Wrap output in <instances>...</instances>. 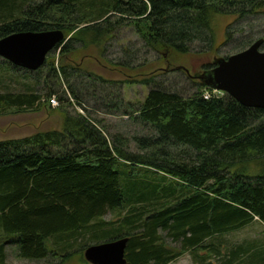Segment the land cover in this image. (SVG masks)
Masks as SVG:
<instances>
[{
	"label": "trees",
	"instance_id": "trees-1",
	"mask_svg": "<svg viewBox=\"0 0 264 264\" xmlns=\"http://www.w3.org/2000/svg\"><path fill=\"white\" fill-rule=\"evenodd\" d=\"M257 14L264 15V0H0V38L52 29L64 34L56 56L50 52L36 71L4 60L33 77L41 93L0 91V115L49 110L47 98L55 96L61 125L0 140V264L7 245L19 258L44 264H90L78 251L121 237H128L124 264H168L184 252L200 263L214 254L224 264H264L262 241L227 254L219 243L255 220L264 225V110L227 94L205 98L211 87L197 78L212 68L219 47L238 39L229 23L218 41V18L236 22ZM125 26L141 45L121 47L111 58L104 41ZM238 32L244 34L237 52L258 38L264 50V30ZM94 53L93 62L120 79L96 72L87 62ZM176 58H187L197 76L181 66L157 67ZM170 72L186 75L195 91L165 89L156 78ZM126 84L149 88L137 109L123 100ZM97 85L118 93L100 100ZM69 98L84 112L73 110ZM87 100L148 126L150 134L135 138L139 152L127 151L122 135L108 134ZM121 168H130L123 180ZM108 213L116 219L105 221Z\"/></svg>",
	"mask_w": 264,
	"mask_h": 264
},
{
	"label": "rangeland",
	"instance_id": "rangeland-1",
	"mask_svg": "<svg viewBox=\"0 0 264 264\" xmlns=\"http://www.w3.org/2000/svg\"><path fill=\"white\" fill-rule=\"evenodd\" d=\"M229 26V30L234 32V38H238L232 42L226 43L219 47L215 53L210 56V62L212 58L215 56L223 57L225 55H231L236 53L238 50L236 48L239 46L238 44L242 42V35L244 33H239V29H243L244 32L248 31V29L252 30L254 33L261 32L264 30V15L257 14L254 17L245 18L243 20H237L235 22L234 17H220L218 21L215 22V31L217 34L218 41H222L224 36V27L225 25ZM223 33V35H222ZM138 36L135 33V30L132 26H125L121 28L116 34L112 35L108 39L104 41V44L107 46L110 57H114L118 54L121 47H126L128 49H137L141 43L138 42ZM56 52H52L55 54ZM56 56V54H55ZM194 56V55H193ZM150 54L146 58H150ZM189 57V56H187ZM97 55L94 53L88 58V63L94 67L95 71L98 73H102L107 78L120 79V75L115 71L104 70L101 66L100 61L96 64L95 61ZM139 58V57H138ZM144 56L141 52L140 59H143ZM196 61L204 63L208 61V56L197 57L194 56ZM77 61V60H76ZM187 58H176L169 63L163 62L157 64V67L163 72L167 71L168 67L181 66L187 67V70L190 71V74L197 73V70H192L190 66H188ZM191 68V69H190ZM165 69V70H164ZM159 70V71H160ZM186 75L183 73L170 72L166 74H159L157 76V80L161 82L162 86L165 89L176 90L178 92H182L183 95L186 93H192L195 89L190 85L189 81L185 78ZM32 87V88H31ZM31 88L33 91L35 90L37 93H41L40 86H37L34 82L33 77L26 74V72L18 69H12L7 62L4 61L0 57V91L18 93L23 92L26 89ZM148 87L140 84H130L123 85L120 89L121 93H123V100L127 103H130L132 108L137 109L140 106V103L143 101L146 92L148 91ZM92 91V90H91ZM90 91V93H91ZM96 94L100 97V100L106 98L105 94L108 96L110 94L113 98L115 93H118L113 86H105V85H97ZM69 95V94H67ZM69 100L74 103L72 107L73 110H77L79 112H84L81 110V107L75 105V102L72 98ZM86 100V99H85ZM85 104V105H84ZM84 106H88L90 112L93 113V116L101 120L102 124L107 129L106 132L108 134H120L127 140V151L130 152H139L137 147V143L135 138H139L151 133V129L148 126H145L142 122L131 119V117L118 115V114H110L103 107L95 106L93 100L84 101ZM58 102L53 107H49L47 109L39 108L38 110H30L28 112H15L5 115H0V140L7 138H18L25 135H28L32 132L39 130H50V129H59L61 125V113L58 108ZM95 107V108H94ZM71 108V109H72ZM96 109V111H95ZM147 171L146 168H142ZM127 170L130 168H121V180L125 179L128 175ZM168 181H173V178L167 177ZM116 213H108L103 218L105 221H113L116 219ZM219 238V237H218ZM219 239V243L223 245L222 253L227 254L229 250H237L239 246H246L248 242H263L264 243V225L255 220L251 224L244 226L240 229H236L230 233H226L222 235ZM166 242L170 243L171 240L166 238ZM247 247V246H246ZM75 250L78 249V246L74 247ZM73 250V249H72ZM78 251V250H77ZM77 251H73L72 253L76 254ZM206 251L198 250L197 254H202ZM17 250L14 245H7L6 247V264H44L45 260H30L23 259L17 256ZM83 252H79L78 254H82ZM203 253V254H204ZM76 254L75 256H77ZM224 258L218 257L217 255H210L206 258L203 263L197 261L190 252H184L180 257L176 260L171 261L168 264H224ZM56 262V260H55ZM74 262L77 261L75 260ZM228 264H237L235 261H231ZM241 264V263H240Z\"/></svg>",
	"mask_w": 264,
	"mask_h": 264
},
{
	"label": "water",
	"instance_id": "water-1",
	"mask_svg": "<svg viewBox=\"0 0 264 264\" xmlns=\"http://www.w3.org/2000/svg\"><path fill=\"white\" fill-rule=\"evenodd\" d=\"M64 40L60 29L22 31L0 38V57L12 65L36 71L47 55ZM262 38L227 57L212 58L208 72L191 77L203 79L211 88L223 91L246 107L264 110V50ZM185 72L189 74L188 70ZM189 75V76H190ZM128 237L91 244L83 251L90 264H124Z\"/></svg>",
	"mask_w": 264,
	"mask_h": 264
},
{
	"label": "built area",
	"instance_id": "built-area-1",
	"mask_svg": "<svg viewBox=\"0 0 264 264\" xmlns=\"http://www.w3.org/2000/svg\"><path fill=\"white\" fill-rule=\"evenodd\" d=\"M221 92H219V91H216V90H213L212 91V94L211 93H205V98H208V97H210V96H218L219 94H220ZM50 103L51 104H55L56 102H55V99L54 98H51L50 99Z\"/></svg>",
	"mask_w": 264,
	"mask_h": 264
},
{
	"label": "bare ground",
	"instance_id": "bare-ground-1",
	"mask_svg": "<svg viewBox=\"0 0 264 264\" xmlns=\"http://www.w3.org/2000/svg\"><path fill=\"white\" fill-rule=\"evenodd\" d=\"M14 66H16V65H14ZM18 67V66H17ZM18 68H21V67H18ZM21 69H23V68H21Z\"/></svg>",
	"mask_w": 264,
	"mask_h": 264
}]
</instances>
